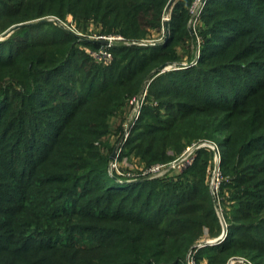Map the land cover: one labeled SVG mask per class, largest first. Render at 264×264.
Masks as SVG:
<instances>
[{
	"label": "trees",
	"instance_id": "16d2710c",
	"mask_svg": "<svg viewBox=\"0 0 264 264\" xmlns=\"http://www.w3.org/2000/svg\"><path fill=\"white\" fill-rule=\"evenodd\" d=\"M169 1L0 0V18L6 28L72 14L101 23L103 33L143 37L160 28ZM191 2H175L166 42L114 44L118 58L107 65L80 48L104 39L68 29L40 34L44 20L0 40V264H185L204 225L220 231L209 152L200 150L177 179L120 180L108 171L113 147L96 144L126 98L177 58L176 43L193 38ZM203 16L198 64L151 81L167 114L146 103L126 153L151 165L170 161L193 137L216 139L233 212L226 239L198 257L264 264V0H209Z\"/></svg>",
	"mask_w": 264,
	"mask_h": 264
},
{
	"label": "rangeland",
	"instance_id": "374dc122",
	"mask_svg": "<svg viewBox=\"0 0 264 264\" xmlns=\"http://www.w3.org/2000/svg\"><path fill=\"white\" fill-rule=\"evenodd\" d=\"M208 1L209 0L204 3L202 0H192L191 4L188 5V10L191 15L188 23V28L193 38L186 40L184 44L176 43L174 49L177 58L162 63L146 77L140 91L138 93L129 95L126 98V101L121 109L117 110L115 115L110 116V118L108 119L109 131H107V133L103 135L101 139L96 141V144L99 143L102 152H109V147H113V150L110 153L108 171L110 175L116 176L120 180H135L142 176L155 179H177V176L183 174V172L194 163L195 159L200 153V150L203 149L210 153L208 155L209 163L206 169V181L209 183L210 191L214 196L213 198L216 203L215 208L220 220L221 229L219 232L217 231L216 234H213L209 226L204 225L202 228V234L198 237V239H196V242L188 251L185 264H209L208 257L206 255L202 258L198 257V249L205 245L218 244L209 243L208 241L217 239L223 233L226 223L228 224L226 213L228 215H231L233 212V200L231 201L229 199L227 190H224L222 192L223 182L229 181V176L224 175L222 170L224 149L220 146L216 139L209 138L206 136V133H203L202 136L193 137L190 141L186 140L182 151L174 156V158L170 161L156 162L149 165L144 160H142L141 156L138 155L135 151L127 154L126 152L128 146L125 143L134 124L139 118L138 117L136 119V113L138 109L140 108L141 114L142 109L146 103L162 107L161 114L163 116L167 114V112L165 111V107H163L164 104L162 106L159 99H156L153 95H150L149 86L151 81L160 74L170 73L172 71L180 70L198 64L199 58L201 56L202 45L205 39L203 32L209 25V19L203 16ZM167 5L162 12L160 28L153 30L149 29L148 33L143 37L126 36L121 33H103V26L101 23H97L93 20L87 23H85L84 21H78L72 14H67L66 17H60L55 14H47L40 18L14 23L7 26L6 28L5 26L7 24V19L0 18V40L12 36L13 34H15L17 29L19 30L20 27L28 23L44 20L46 23L42 26L40 34L53 31L58 32L57 29H68L82 38L104 40L109 39L111 42L107 44L104 43L95 49L87 47L83 44L80 45V48L83 49V51L88 52L92 55L93 62L107 65L114 61L115 58H118V55L115 56L114 52L111 51L112 45L114 44L120 46L124 45L128 47H138L154 46L166 42L170 37V30L169 26L166 25L165 18L168 15L172 17V10L174 6L173 5L170 10H168ZM6 32L10 33L7 36H4ZM260 52L264 55V49ZM161 66L164 67L159 69V67ZM258 70H260V68H258ZM139 96H141L142 99L141 106H139L135 101V98L138 99ZM121 141L122 145L117 150L115 158L112 159L111 155L115 149V146ZM102 143L107 145L104 146V144ZM169 151L172 153L171 150ZM218 160H221V163H218ZM155 167L157 168L153 170V168ZM216 167H219L220 169L219 176L216 174ZM217 181L219 182L218 187L214 186ZM246 261L249 260L240 256H232L226 261V264H248ZM251 264L253 263L251 262Z\"/></svg>",
	"mask_w": 264,
	"mask_h": 264
},
{
	"label": "built area",
	"instance_id": "2783aa9c",
	"mask_svg": "<svg viewBox=\"0 0 264 264\" xmlns=\"http://www.w3.org/2000/svg\"><path fill=\"white\" fill-rule=\"evenodd\" d=\"M204 3L207 1V0H202ZM170 15H168L166 18H165V20L166 21H169L170 20ZM107 40H109V39H107ZM109 42H111L110 40H109ZM108 42V43H109ZM142 99H141V96H139V98L137 99V98H135V101L138 103V105L139 106H141V103H142V101H141ZM139 115H140V108L138 109V111H137V113H136V119L139 117ZM190 159H191V157H190ZM191 161V160H190ZM218 163H221V160H218ZM158 167V166H157ZM157 167H155V168H153V170H155ZM216 174L219 176L220 175V169H219V167H216ZM218 185H219V182L217 181L216 183H215V185L214 186H216V187H218ZM228 234H229V227H228V224L226 223V225H225V227H224V231H223V233L217 238V239H214V240H211V241H208L209 243H220V242H222V241H224L225 239H226V237L228 236Z\"/></svg>",
	"mask_w": 264,
	"mask_h": 264
},
{
	"label": "water",
	"instance_id": "95a60500",
	"mask_svg": "<svg viewBox=\"0 0 264 264\" xmlns=\"http://www.w3.org/2000/svg\"><path fill=\"white\" fill-rule=\"evenodd\" d=\"M175 2H176V0H170L169 3H168V5H167V9L170 10V8L174 5ZM166 25L169 26V21H166ZM10 32H11V31H10ZM10 32H6V33L4 34V36H7ZM104 41H105V42H109V40H107V39H105ZM164 66H165V65H164ZM164 66L159 67V69H161V68L164 67ZM130 129H131V127H130ZM121 145H122V141L119 142V143L115 146V149H114V151H113V153H112V155H111V158H112V159L115 158L116 153H117V150L121 147ZM246 262H247L248 264H251V262H249V261H246Z\"/></svg>",
	"mask_w": 264,
	"mask_h": 264
}]
</instances>
